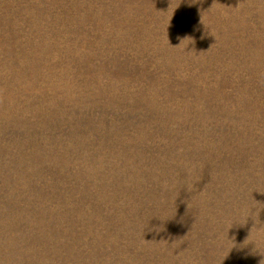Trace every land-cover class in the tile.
<instances>
[{"label": "rangeland", "instance_id": "obj_1", "mask_svg": "<svg viewBox=\"0 0 264 264\" xmlns=\"http://www.w3.org/2000/svg\"><path fill=\"white\" fill-rule=\"evenodd\" d=\"M0 264H264V0H0Z\"/></svg>", "mask_w": 264, "mask_h": 264}]
</instances>
